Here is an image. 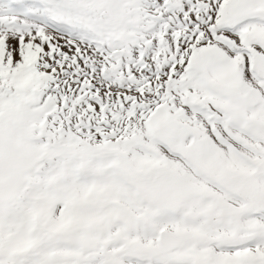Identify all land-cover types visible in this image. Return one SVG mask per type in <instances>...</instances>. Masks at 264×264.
<instances>
[{"label": "snow or ice", "instance_id": "6c2138e0", "mask_svg": "<svg viewBox=\"0 0 264 264\" xmlns=\"http://www.w3.org/2000/svg\"><path fill=\"white\" fill-rule=\"evenodd\" d=\"M0 264H264V0H0Z\"/></svg>", "mask_w": 264, "mask_h": 264}]
</instances>
